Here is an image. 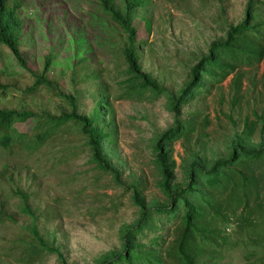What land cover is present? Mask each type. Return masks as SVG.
Instances as JSON below:
<instances>
[{"label":"rangeland","instance_id":"rangeland-1","mask_svg":"<svg viewBox=\"0 0 264 264\" xmlns=\"http://www.w3.org/2000/svg\"><path fill=\"white\" fill-rule=\"evenodd\" d=\"M145 1L136 9L133 25L141 43L140 71L165 90L156 98L147 90L127 94V88L136 84H130L129 76L122 72L123 34L98 13L94 0H26L20 8L18 50L27 59L24 66L20 65L5 46H0V84L4 87L0 88V109L57 115L68 106L56 93L70 95L76 91L82 103L78 111L87 113L93 101L87 90L95 85L78 82L71 71L86 70L82 65H87L86 71L101 69L103 82L110 87L112 111L109 137L103 141L104 155L119 178L115 180L91 160L85 140L73 123L33 153L0 150V198L16 213L14 223L0 221V264H103L106 258L115 260L122 251L124 229L132 227L140 213L131 187L138 189L151 211L166 202L159 188L160 173L152 145L173 125L168 95H175L184 86L190 67L207 53L210 44L222 40L227 27L242 20L246 0ZM46 55L52 62L43 76L54 88L39 86L33 94H24L34 75L42 73ZM239 67L244 72L237 94L230 84L232 74H228L218 83L202 80L203 87L180 106L178 118L193 125V130H183L170 145L173 184L186 181L185 172L192 161L208 165L224 157L237 137L248 147L264 143L257 118L264 114V59L254 65L244 61ZM34 122V117H28L14 126L19 132H29ZM62 156L67 159L60 160ZM253 175L255 190L248 207H237L234 216H229L222 205L220 213L227 220L207 211L204 227L219 229L220 234L210 236L212 240L204 250L190 252L194 262H245L244 251L233 240L241 233L239 216L248 213L256 228L264 225V162ZM17 189L29 194L32 217H23L15 209L18 197L13 190ZM218 199L225 203L224 195ZM177 218L162 224L152 219L136 234L134 241L141 254L132 264H146L141 258L150 249L160 264H184L176 254L181 230ZM24 226H34L41 238V243L31 236L23 240L31 249L29 254L11 242L17 229ZM152 235L161 236L157 244L148 242L146 237ZM46 246L55 248L60 258ZM215 250L225 257L214 259Z\"/></svg>","mask_w":264,"mask_h":264},{"label":"trees","instance_id":"trees-1","mask_svg":"<svg viewBox=\"0 0 264 264\" xmlns=\"http://www.w3.org/2000/svg\"><path fill=\"white\" fill-rule=\"evenodd\" d=\"M98 13L111 23L113 27L123 34L121 43V56L125 65L124 76H129L131 85L127 88L128 95L133 92L149 91L152 98L163 94L165 90L147 74L140 71L138 64L139 48L141 43L136 38V28L133 25L136 9L146 4L145 0H94ZM26 0H0V46H5L19 62L25 65L27 57L18 50L21 31L20 8ZM89 57L84 60H88ZM264 59V0H246L244 15L240 22L229 25L225 30L224 38L212 42L207 53L202 56L189 70V79L178 92L169 94V110L173 114V125L160 133L153 142L155 163L160 173L159 188L166 198V202L151 209L146 208L143 198L137 188L131 187L133 201L139 207V217L134 225L124 229L122 233V251L115 255V260L106 258L103 264H114L117 261L123 264H132L138 259L141 252L134 237L150 220L157 223L178 217L181 230L178 233L176 254L184 264H198L190 256V252L197 249L204 250L211 242L210 236L220 234L219 229H207L202 221L207 211H212L216 216L227 220V216L221 215L220 208L234 216L237 207L246 208L250 201L254 184V170L264 162V143L260 142L254 147L246 146L240 138H236L231 144L228 153L204 165L202 162L192 161L185 172L186 181L172 183L170 161V145L183 132L192 131L193 125L181 121L179 108L187 102L200 88L202 80H208L210 84L218 83L228 74H232L230 84L234 94L240 90L243 70L239 67L241 62L254 65ZM52 62L50 55H46L42 61V73L35 74L33 82L23 90L24 94H33L39 86L54 88L52 81L45 78L44 71ZM87 70V65H82ZM78 71L72 68V78L81 83H94L93 90H87L91 98L92 106L87 113L79 112L78 94L63 95L56 93L66 100L68 110L60 111L57 115L48 113H31L25 110L0 109V150L12 153H33L46 141L53 139L55 134L63 130L68 123L78 126V133L84 138L90 152L91 160L100 168L111 173L118 180L119 173L107 161L104 155L103 141L108 140L109 125L112 122V111L108 101L109 86L103 82L101 69ZM3 85L0 84V88ZM4 88V87H3ZM28 117H34L35 122L29 132H19L15 124L23 123ZM261 123L260 132L264 131V114L257 117ZM26 140L24 141L23 139ZM66 156L60 160L65 161ZM13 195L18 197L17 208L23 217H32L34 209L28 202L29 194L21 190H13ZM224 195L225 203L222 204L218 196ZM264 199V195H263ZM5 199L0 198V221L7 219L15 222L16 213L6 207ZM13 205V204H12ZM250 215L239 216L240 234L234 238V242L240 244L244 251L245 262L241 264H264V225L256 228V223L250 221ZM199 221V222H198ZM162 224V223H161ZM152 228L154 225L151 223ZM149 225V226H150ZM206 226V225H205ZM17 234L11 238V242L18 244L21 251L29 254L31 249L24 245L23 240L31 236L41 243V238L32 226L19 227ZM241 235V237H240ZM160 235L146 237L151 244H157ZM213 237V236H212ZM205 243H201V241ZM232 241V242H233ZM231 242V243H232ZM204 245H207L203 247ZM50 253H55L60 258V253L55 248L47 247ZM147 251L141 259L146 264H160L159 260ZM213 257L224 258V253L215 250ZM210 264H216L212 261Z\"/></svg>","mask_w":264,"mask_h":264}]
</instances>
